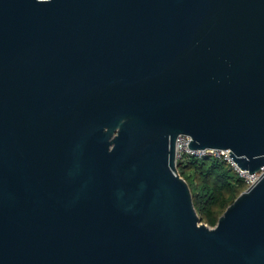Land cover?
<instances>
[{"label": "water", "instance_id": "water-1", "mask_svg": "<svg viewBox=\"0 0 264 264\" xmlns=\"http://www.w3.org/2000/svg\"><path fill=\"white\" fill-rule=\"evenodd\" d=\"M179 133L264 165V0H0V264H264V172L208 225Z\"/></svg>", "mask_w": 264, "mask_h": 264}, {"label": "trees", "instance_id": "trees-1", "mask_svg": "<svg viewBox=\"0 0 264 264\" xmlns=\"http://www.w3.org/2000/svg\"><path fill=\"white\" fill-rule=\"evenodd\" d=\"M177 171L191 188L201 221L208 225H215L229 203L246 188L237 170L212 155L179 160Z\"/></svg>", "mask_w": 264, "mask_h": 264}, {"label": "built area", "instance_id": "built-area-1", "mask_svg": "<svg viewBox=\"0 0 264 264\" xmlns=\"http://www.w3.org/2000/svg\"><path fill=\"white\" fill-rule=\"evenodd\" d=\"M175 143V155H176V163L179 160H185L187 158H191L192 156L202 158L204 156L212 155L214 157L226 160L237 172L240 177H242L246 183V187L254 181L256 178L260 176L262 172H264V165H261L257 171L247 172L244 168H239L236 163L232 160V158L228 155V148H190L189 142L191 137L189 135L179 133L176 136Z\"/></svg>", "mask_w": 264, "mask_h": 264}]
</instances>
